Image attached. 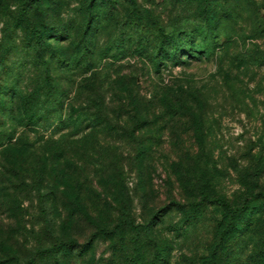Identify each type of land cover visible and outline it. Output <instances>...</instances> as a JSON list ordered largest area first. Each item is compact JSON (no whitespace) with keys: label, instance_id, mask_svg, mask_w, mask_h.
Returning <instances> with one entry per match:
<instances>
[{"label":"rangeland","instance_id":"374dc122","mask_svg":"<svg viewBox=\"0 0 264 264\" xmlns=\"http://www.w3.org/2000/svg\"><path fill=\"white\" fill-rule=\"evenodd\" d=\"M200 2L40 0L36 7L0 0V264H106L111 242H88L96 226L111 227L123 214L133 224L117 236L126 257L130 242L153 240L143 253L160 264L208 258L223 214L187 204L197 179L185 172L181 153L193 150V140L179 125L162 129L161 111L157 124L129 136L136 115L118 98L120 82L142 101L159 88L201 90L209 102L217 194L237 205L247 192L264 191V174L256 187L247 183L253 162H264V32L258 24L264 0H209L220 41L231 36L212 61L156 68L139 49L155 32L201 22ZM37 34L46 42L40 56ZM82 46L90 52L88 66L75 64ZM43 59L62 94L61 113L50 112L53 98L41 90ZM98 107L104 118L95 125ZM247 218L254 226L226 247L228 264H264L259 200L249 201ZM68 240L81 248L48 252Z\"/></svg>","mask_w":264,"mask_h":264},{"label":"trees","instance_id":"16d2710c","mask_svg":"<svg viewBox=\"0 0 264 264\" xmlns=\"http://www.w3.org/2000/svg\"><path fill=\"white\" fill-rule=\"evenodd\" d=\"M22 1L26 4L31 3L36 7L40 5V0ZM199 4L201 22L198 21V24H195L190 29L166 33L155 32L152 40L150 39L152 35L146 39L142 38L143 44L139 46V49L144 52V55L150 57L154 67L157 68L160 65L166 67L167 64L189 67L194 63L209 62L217 54L223 53L225 47L231 44V36L223 34L225 36L221 42L219 39L220 35L215 31L218 28V21L212 18V15L209 16L208 13V7L211 2L209 0H201ZM258 24L263 27L261 32H264V20H262V24L261 22ZM35 38L39 47L37 55L40 56V50L46 45L45 38L43 35L38 34L35 35ZM147 43L152 48L151 56L145 52L148 46ZM89 54L90 52L87 46H82L81 49H77L74 54L76 57L75 64H78L80 61L84 63V66L90 65ZM41 64L44 73H46L41 90L43 91L45 89L53 98L50 112L61 113L62 101L60 100L61 97L59 100L58 97L60 95L62 96V94L59 90L54 89L51 84L48 73L49 64L44 59L41 60ZM67 67L71 69L73 66L68 65ZM118 85V98L120 97L121 102L125 101V103H130L129 107L136 115L133 118L132 127L125 131L129 136L133 138L135 133L144 131L148 126L157 124V119H159L157 114L160 111L161 115L164 116L162 129L179 125L178 127L184 131V134L190 135V138L193 140L191 147L193 150L185 147L181 153V159H184L183 168L185 172L187 174L194 173L197 181L194 184L196 191L195 198L187 204L191 206L190 208L214 206L223 214L222 221L217 224V242L208 258L202 260L201 264H228L226 247L234 242L237 236L243 238L252 230L255 222L253 219L247 218L248 204L253 199L259 200L264 206V191H258L256 193L247 192L250 194L237 205H234L230 200L217 194L214 183L215 168L210 164L213 152L209 144L211 126L207 111L209 108L207 97L201 90L186 85L176 91L169 87L164 90L159 88L153 94L151 100L142 101L138 98V94L132 95V91L126 84L120 82ZM124 106L121 105L120 108L122 109ZM96 110L98 117L93 119L95 125L104 118L100 108L98 107ZM25 116L30 121L34 120L33 115L25 114ZM77 127L76 131H79L80 126ZM74 135H78V133L76 132ZM263 174L264 162H261V158H259L253 162L252 169L248 173L247 183L256 187ZM171 204L175 207H182L175 202H171ZM257 214L260 215L261 213ZM131 228H133V224L129 216L123 214L111 227L96 226L95 232L91 235L88 244H91V240L96 238H104L106 241L111 242V256L106 264H160L159 258L153 257L149 259L143 253L146 246L152 244V247H154L153 240H149L147 244H143L140 241L130 242V256H125L124 253L127 247L117 245V236L123 230H130ZM148 229L149 226H147ZM79 247L75 241L68 240L65 242H57L48 252L53 253L55 251V253H59L65 251L66 253H71ZM82 247L84 248V246ZM26 264L32 263L27 262Z\"/></svg>","mask_w":264,"mask_h":264}]
</instances>
